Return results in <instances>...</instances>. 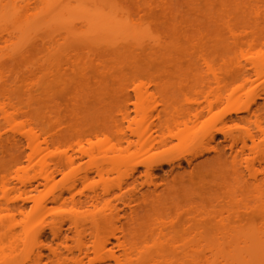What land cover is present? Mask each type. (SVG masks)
Returning a JSON list of instances; mask_svg holds the SVG:
<instances>
[{
	"label": "rangeland",
	"instance_id": "rangeland-1",
	"mask_svg": "<svg viewBox=\"0 0 264 264\" xmlns=\"http://www.w3.org/2000/svg\"><path fill=\"white\" fill-rule=\"evenodd\" d=\"M57 1L48 2L53 9L39 2L34 10L38 13L34 12L33 18L20 20L17 26L26 28L30 43L23 50L15 49L14 52L2 43L0 69L11 78L9 88L13 102L21 107L23 116L46 136L55 137V132L61 131L63 143L69 142V145L47 152L48 159L72 155L78 158L75 173L79 176L90 173L92 180L77 183L73 198L85 200L97 191L100 197L104 195L106 200H111V205L116 206L120 214L123 211L129 214L128 207L123 205L127 202L120 200L124 198V192L120 194L115 185L120 184L119 181L131 183L134 180L135 193L132 187H129L132 191H128L138 198L130 206L137 208L139 225L135 230L139 227L149 230L146 228L149 224L151 230L147 235L163 229L177 239L192 234L215 240L218 235H228L230 231L238 234L245 226L248 229L247 221L257 225L260 220L256 218L257 223L253 218L256 217L253 203L243 201L245 192L242 187L236 188L232 175V169L240 163L239 170L245 169L244 163L239 161L240 155L237 156L238 164L234 155V151L242 150L241 143L232 151L231 142L222 130L226 128L236 133L239 130L241 133L249 129L255 134L256 144L264 143L263 135L257 133V124L264 126V69L257 75L251 63H246L253 61L250 59L264 61V0H240L235 7L237 10H233L235 2L232 0H60L64 7ZM55 3L62 13H57L59 7L53 6ZM138 8L142 11L140 15L136 13ZM113 9L114 17L127 25V32L141 36L142 40L134 44L130 38L113 44L104 33L93 30L89 18L98 11L110 13ZM147 32L156 38V42L163 40L161 46L166 50L160 44L157 46L155 42L148 43L147 38L143 39ZM182 32L186 34L182 35ZM6 54H12L13 60L9 61ZM206 61L222 78L219 85L203 79L212 76ZM241 65H246L248 78L245 75L246 79H233ZM101 74L107 77L103 85L98 84L103 81ZM111 75L117 77L113 79ZM154 76L157 79L159 76L157 82H161H155ZM108 77L111 79L107 80ZM161 78H166L167 82L161 84L165 82ZM9 88L0 85L2 93ZM233 96L239 97L240 104H253L252 114L256 113L257 117H250L245 112L236 114L229 101ZM144 105L153 108L148 116L140 111ZM125 112L129 114L126 121L122 118ZM23 116L21 120H24ZM165 122L168 129L160 127ZM138 127L140 130L146 128L148 135L138 137L135 134ZM3 128L6 129L4 125ZM124 135L130 143L124 140ZM87 139L91 145L86 143ZM164 139L167 142L161 145L160 141ZM77 141H83L85 150H95L96 162L102 163L108 171L103 179L91 170L95 162L78 152ZM247 144L251 147L250 141ZM247 150L243 152L247 154ZM148 151H151L149 155L146 154ZM28 153L25 144L0 145V205L25 206L24 215L0 210L1 236L4 237V232L6 236H18V239L15 236L17 242L8 245V239L2 237V242L0 240V252L6 246L7 254L15 251L8 262L0 253V264H35L37 253L43 255L41 264H55L53 255L63 253L65 244L75 253L80 244L85 245L88 258L84 259V264L106 263L105 259L104 262L94 260L91 248L98 234L90 221L81 220L80 240L75 238L65 214L68 208L51 204V196L42 186L35 193L24 194L17 189L2 193L5 183L18 185L20 189L16 179L25 177L23 172L27 170L18 171L16 163L25 167ZM119 156L126 163L115 169L111 160ZM148 156H152L148 163L152 178L147 177L143 163ZM24 174L34 178L32 182L37 185L36 172ZM62 179L58 174L56 183L61 185ZM111 189L114 193L105 195ZM128 191H125L127 195ZM233 191L234 195L229 197ZM139 192L145 193L146 197L142 199ZM66 197L71 200L68 195ZM232 197H236L235 200ZM128 198L125 196L124 200ZM43 201L47 202V212L42 216L33 215L36 203ZM156 220L160 224L158 228L153 226ZM111 225L114 229L127 228L126 220L119 217ZM55 227L60 228L64 237H69L68 242L62 245L53 238ZM27 228L32 237L25 240ZM114 229L108 224L105 231L102 230L103 237L109 241L107 249L119 255L117 242L111 237ZM167 252L175 253L169 248Z\"/></svg>",
	"mask_w": 264,
	"mask_h": 264
},
{
	"label": "bare ground",
	"instance_id": "bare-ground-1",
	"mask_svg": "<svg viewBox=\"0 0 264 264\" xmlns=\"http://www.w3.org/2000/svg\"><path fill=\"white\" fill-rule=\"evenodd\" d=\"M29 1L30 2L33 1V3H29ZM46 1L40 0L39 2L41 5L43 4H45V6L48 5L50 9L52 5L49 6L48 2L50 3L51 0L50 1L46 0ZM232 1L235 2V4L232 5V8L234 7L233 10H237L235 7L237 6L240 0H232ZM19 2L20 4L21 3L22 4L19 5ZM39 2H37V0H0V49H2L1 47L2 43L5 44L7 47H10L11 52H14L15 49H19V51H21L29 45L28 43L30 42L25 32L26 28L17 26V24H20L21 23L20 20L22 19L29 20L32 16L34 17V12L38 13L37 11H34V10L38 8ZM51 3L54 4L53 2ZM24 4L26 6H24ZM56 4L57 3H55V5L53 6L58 5ZM61 4L63 6V2H61ZM144 5L148 6L145 3ZM232 8L230 10H232ZM44 9H48V8L44 7ZM60 9L61 7H59V10L57 13L61 12ZM63 9L67 11V14H69L66 8H63ZM114 9L111 10L112 11L110 12L111 15L110 13H104L103 11H98L94 13L89 18V22L91 23L93 30H95L96 32L104 33L107 39H110L111 43L113 44L117 43L120 40H127V39L131 40L130 38H132L134 44H136L139 40H142L141 36H136V34L135 35L133 33L129 34L127 32V30H129L127 28V25L122 23L120 20L118 21V19H116L117 17L116 16L114 17V15L112 14ZM141 9H139L140 11L138 10L136 13L140 15V12L142 13ZM30 11H33L32 15L30 14ZM40 13L37 16H40ZM50 13L51 12L49 11V14ZM57 13L55 12L54 16L57 15ZM23 15L25 18H23ZM64 15L65 14H63V16ZM22 24L21 26H23ZM26 26L28 27V24H26ZM148 32L147 34H145L143 39L145 38H147L148 40L151 39L150 41H148L147 39L145 40L148 43L155 42L156 44L155 43L154 44L157 46H159L160 44V47H163V49L166 50L164 46H161L163 45V40L157 41L158 42L157 44L156 40H154L156 38H154L153 35L151 36L150 35L151 33L149 32L150 33L149 34ZM183 34L185 35L186 33L182 32V35ZM146 35H149L151 38ZM16 45H19V47ZM10 55L12 54L5 55L7 56V59L9 61L13 60ZM251 60L254 61L256 59H250V61ZM247 61L248 62L246 63H248L249 65L251 63L250 66L254 67L256 74L260 75L261 72L259 71H262L264 69L263 68L264 61L262 60L261 61L256 60V62L255 61L249 62V60ZM206 62H207L206 65H208L207 67H209L210 63L208 64V61ZM245 66L246 65L240 66L239 71L235 72V74L238 73L236 75V78H234L235 77L234 76L235 74H234L233 79L247 77L248 73L245 74ZM210 67L208 69H209V72L212 73V76L210 77L209 75H207L203 77V79L205 80L206 78L205 81L207 82L212 80L217 85H219L223 80L221 77H219L218 75L214 73V70L212 69L211 64H210ZM104 75L101 74V76H103L101 77V80L103 81L101 83L100 82L101 80H100L99 81L100 83H98L99 85H103L104 81L106 82L107 77ZM115 77L117 76H114V77L112 76L113 79H115ZM132 77L134 78V75ZM154 78L157 79V77L155 76ZM110 79L111 78L107 80H110ZM146 79H149V78L146 77ZM159 79L160 77L158 76V79L154 81L157 82ZM161 79L165 81V82L162 81L161 84H164L167 82L166 78L165 79L161 78ZM121 80H124V77ZM160 82H157V83H160ZM10 83H11L10 76H8L5 72H3V70L0 69V85L5 86L6 88L7 87L9 88ZM10 89L11 88L6 89L7 91L5 90L3 93L0 91V100L3 103L1 104V101H0V145L3 146L4 144L9 147H13L17 144L19 145L25 144V146L29 150V153L26 156L27 165L25 167H22V165L19 164L18 162L16 164L19 167L16 164L15 165L17 166L18 171L21 170L23 172L27 170V171L36 172L37 173L36 177L38 178L39 181L37 185H34V183L32 182L34 181V178H30V177L28 178V175L24 174L27 172L26 171V172H23V175H25V177L19 176L16 179V184L17 183L19 184L20 189H18L17 187L18 185L11 186V183L9 184L5 183V185H3V188H2V193L5 194L10 191L14 192L16 189L21 192L23 191L24 194L35 193L39 191V186H42L45 189V191L51 196L50 197L51 204L58 205L59 207L68 208V211L65 212V214H67L66 216L69 219L68 221H69L70 227L74 230L75 238H78V240H80L79 239V235H80L79 228L82 222L81 220L86 219L87 221H90V224L92 225V229L94 230L96 234H98L96 241L91 248L93 254L95 255L94 260L96 261L100 260V262H102L105 259V261L107 262L103 264H108V263L110 264L109 260H111L114 264H264V146H263L264 143L263 144L255 143L254 141L255 134L253 135L252 130H251L252 132H250L249 129H245L244 131H241V133L238 132L239 131L238 130L236 133L235 130L234 131L229 130V129L226 130V128H223L222 134H224L225 138L231 142L232 151L236 150V148L235 149L233 148L236 147L238 143L239 145L241 143L240 145L242 146L241 147L242 150H240L241 154L240 152L237 153L238 152L237 150V152L234 151V153H236L234 155L236 157L237 156L239 157L240 155L239 157L240 159L237 157L236 162L237 164L240 163L239 161L243 162L244 163L243 167H245V169H243L242 171L239 170V168H241V165H242L240 163L241 164V165L239 164L240 167L239 165H237L235 166L236 169L235 168L232 169L234 170L232 171V175H233V178L236 184V188L242 187L243 188L242 191L245 192V193L242 192L244 194L243 196H245V198L242 197V200L244 198L243 201H246V202L251 201L253 203V206H254L253 210H255V214H256L254 215L256 217H253V218L256 222H257L256 218L261 221V222L259 221V223L257 222L259 225L258 224L255 225V223L253 224L252 223L253 221L252 222L247 221V223H249L250 225V227L248 226L249 227L248 229L245 228L247 226L245 227L243 226L244 231H240V233L238 234L236 230H235L236 233H233L232 231H230V233L233 235L231 234H228V235L224 234V236L218 235V237L217 236L215 237V240L213 239L214 241L211 239H203L201 235H192V234L190 237H189L190 234H187L188 238L182 237L180 239H177L173 237L170 233H165L163 229L159 230L156 233L147 235V232L151 230V228H149V224L146 225V228H148L149 230L144 231L143 228H140V227L137 230H135L137 226L139 225V223L137 222V218H136L138 215V213H136L137 208L130 207L133 202H136V198H137L136 194H134L135 193L134 192L135 185L133 184L134 180H132L133 182L131 181V183H128V182L125 183L124 181L123 182L119 181L120 184L117 183L115 185V188H117L120 194H123V192L124 194H126L127 193L125 192L126 189L127 191L133 190L134 192L133 193V192L128 191V195L123 194L124 198L123 197L122 199L120 198V200H123V202H127V203H123V205L128 207L130 211L129 214L126 211H123L122 214H120L118 212V208L114 205H111L112 201L110 200L111 202L110 203L108 201L109 199L106 200L107 197L106 196L104 197V195H101L100 197L97 191L96 192L92 191L93 194L86 196L85 200H81V199L75 200L73 198V191L75 190L77 183H80V181L81 183L82 182L88 183L92 180L90 179L91 178L90 173L89 174L84 173L81 176L76 174L77 171L75 170L74 167L78 162L77 161L78 158L77 157L75 158L72 155L62 154V155L54 156L53 159H48L47 152L49 153L52 148L58 150L61 145L62 146H66V144L69 145L68 144L69 142L63 143L64 137L61 131H58V133L60 132L62 133V134L60 133V135H58L56 131L55 137L46 136L44 132L41 133L25 116H23L21 107L18 104L15 105L16 103L13 102V98H12L13 94H11ZM238 98H234V96L232 98H229L230 103L234 105L233 106L234 112L236 114L245 112V113H248L249 116L250 115L256 116V113L252 114L254 113L251 107V105L253 106V104H250V102H245L244 104H240L238 101ZM144 106L141 108L140 111L144 116H148L151 113L153 108H151L149 105L148 106L144 105ZM125 113L122 115V118L123 120L126 121L129 119V114L127 113L125 114ZM22 116L24 117V120H21ZM3 125L6 127V129L3 128ZM160 127L166 128V129L169 128V126L167 125V122L160 125ZM1 130H3V134L1 133ZM259 132L264 137V126H262L261 124H257V133ZM148 133L149 131L145 128L143 130L142 129L136 130L135 134L138 137L142 138L144 136H147ZM150 136L151 135H149V137ZM257 136L259 137V135ZM124 140H126L127 143H130L129 139L125 135H124ZM247 141L251 142V147L247 144L248 143ZM77 142L78 143H76L75 145L79 149L78 152L82 156H87L88 158H90L92 161L95 162L94 166L92 167L93 169L91 170L95 171V173L98 175L97 177H101V179H103L104 178L103 176L106 175V172L108 171L105 170V167H103L102 163H97L99 161L96 162V160L98 159H95L96 158L95 150L91 148L88 150L87 149L85 150V147L83 146V143H82L83 141H80V142L77 141ZM166 142H167L166 139L160 141L161 145H165ZM86 143L90 144V139L89 140L87 139ZM248 148L249 150H247ZM244 150H247L249 152L246 154V152H243ZM150 153L151 151H148L146 154L149 155ZM151 157L152 156H148L145 159V160L147 159L148 160L143 161L144 166L146 167L145 169L147 170L146 172L147 177H150V178H152L151 176H153V174L151 173L152 172L151 164L148 165L149 161L152 159ZM236 157H234L235 159L233 158L235 164H236L235 162ZM125 163H126V160H124V158L121 156L111 160V165L113 166V168L115 167V169L121 168V166H124ZM95 173L94 175H96ZM58 174L62 175V178H63L61 185L56 183V177ZM245 174L248 177H246ZM132 178L133 177L131 176V179ZM244 179H246L247 181ZM129 187H132L134 189L131 190V188ZM109 191H111V193H109ZM107 192L108 193L104 191V194L106 193L105 195L107 196H111L114 193V192L112 193V189L107 190ZM139 194H140L139 196H141L142 199L146 197V194L143 192L142 193L139 192ZM66 195H68L71 200H67ZM230 195L233 196L234 191L229 194V197ZM125 196L129 197L128 199H126L127 201L124 200ZM102 197H104L107 203L106 202L104 203L105 200H103ZM235 198L236 197L234 198L232 197L231 199L235 200ZM0 210H4L5 212H9L10 214L17 213L19 215H24L25 206L19 205V204L10 205L6 203L3 205H0ZM47 210H48V205L46 201L36 203V208H34L33 210L34 212L33 215L42 216L47 212ZM82 210H84L85 212L82 213L83 212ZM83 214H85V217L82 216ZM118 217L119 219L123 218L126 220L127 228L123 230L119 228L114 229V225H111V224L114 221V219L116 220ZM253 218L251 220H253ZM108 224L111 227H113V229L115 230L113 233H111V237H113L117 242V247L119 248L121 252L119 255H116L115 253L107 249V245L109 244V241L106 237H103V233H104L103 231H105L104 227L106 229V226H108ZM153 226L158 228L160 224L156 220V221H153ZM59 227H55V229L53 230V238H55V240L58 241L59 244L63 245V243L65 244L66 242L69 241V237L68 236L64 237V235L62 234L60 230L61 227L60 228ZM29 231L30 230L28 228L24 230V234L26 235L25 240H28L32 237V233L31 231L30 232ZM2 235H4V237L1 236V232H0V237H1L0 240L2 239V237L6 241L8 239L9 243L6 242L7 245L10 243L11 244L14 243V241L17 242L18 236L15 235L17 237L16 239L15 236H13L14 234H12L13 236V237L11 236L12 238L10 237L9 234L8 236H6L5 232L2 233ZM10 238L12 239V241H10L11 240ZM176 239L179 241H177ZM62 245H59V246H62ZM167 248L177 253V255L175 253H172L173 255L171 253H168ZM6 250H7V246L4 247V249L2 250L4 254L2 253V251L0 253L1 255H3L2 259H6V261L8 262L10 255L14 253L15 251L12 250L10 253L7 254ZM63 250L64 252L65 251L66 252L65 253L64 252L54 253L53 257H54L55 264H84L83 262L84 259L88 258L87 249L84 244L79 245L76 253L73 252L74 250L71 251V249L67 247V244L63 246ZM34 258H35L34 260L35 264H41L43 262V255L41 253H37L36 255H34Z\"/></svg>",
	"mask_w": 264,
	"mask_h": 264
}]
</instances>
